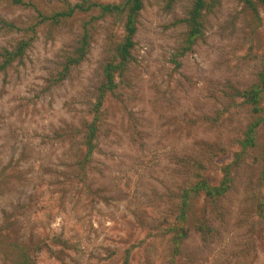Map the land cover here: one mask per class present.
<instances>
[{
    "label": "rangeland",
    "instance_id": "374dc122",
    "mask_svg": "<svg viewBox=\"0 0 264 264\" xmlns=\"http://www.w3.org/2000/svg\"><path fill=\"white\" fill-rule=\"evenodd\" d=\"M20 1L0 0V63L4 50L31 39L0 71V264L14 259L15 243L34 254L33 264H264V206L254 214L264 174L253 152L230 169L229 191L206 214L207 235L191 227L173 258L168 234L177 196L203 166L194 160L203 158L217 182L238 150L250 107L237 92L260 69L264 6L217 0L202 37L180 55L192 0H144L131 60L104 97L84 162L83 125L122 25L107 17L88 25L86 57L56 82L97 11L55 22L54 13L85 0ZM194 205L198 217L202 203Z\"/></svg>",
    "mask_w": 264,
    "mask_h": 264
},
{
    "label": "trees",
    "instance_id": "16d2710c",
    "mask_svg": "<svg viewBox=\"0 0 264 264\" xmlns=\"http://www.w3.org/2000/svg\"><path fill=\"white\" fill-rule=\"evenodd\" d=\"M14 1L16 3H21L20 0ZM143 1L144 0H121L119 3L103 4L85 0L80 4H67L65 10L56 12L51 16L53 21L60 22L64 19L67 20L73 17L77 13L83 15L87 14V16H89L91 12L97 11L96 16H91L90 20L85 21L81 31V37L76 47L66 55L62 67H60V70L56 73L57 76L54 78L56 82H61L66 79L72 67L79 65L86 57L90 47L89 37L91 34V27L87 26H91L94 20L106 17L113 18L114 21L121 23L123 29L122 37L111 42V48L107 52L105 62L102 66V83L96 95V101L91 113L92 119L83 125L82 147L84 153L82 159L84 162L90 158L95 150V141L98 131L97 121L99 120L98 113L104 97L117 87V78L126 72L128 63L131 60V50L134 46L133 37L136 31V17L137 13L142 8ZM216 1L217 0H192L187 17L183 20L185 32L183 44H181L182 47L179 48L180 55L189 51L196 40L202 37L204 19L210 9L214 7ZM246 1L249 4H253L249 0ZM166 2L169 5L173 0H166ZM256 4L264 6V0H256ZM5 26L12 28V25L9 23H6ZM30 40H21L14 50L3 51L0 71L5 70L13 62L19 60L23 56ZM237 95L241 97L244 106L250 107V116L246 127L235 141L238 150L232 154L233 160L231 163L221 167L220 171L222 177L217 182L216 180L214 182L212 177L209 176L208 170L204 169L205 160L203 158L194 160L195 165L199 162L202 163L201 165L203 166L199 165V168L195 167L194 174L190 178L192 179V184L187 185V187L181 191V194L177 196V200L174 202L177 205L175 210L176 215L169 220L168 234L171 235L170 242L173 244V258L179 254V245L182 240L187 237L191 227H194V229L203 236L211 231L206 224V214L208 211L217 209L219 202L225 198L231 182L230 169L238 167L243 162V158H245L247 152L256 154L253 156L252 162L257 164L258 167L263 168L261 174H264V142L263 144L259 142V136L264 135V52L260 58V69L256 73L255 83L248 89L238 91ZM191 162L192 158L187 160V163ZM198 200L202 203L200 209L201 213L198 217H195L194 204H196ZM263 206L264 201L259 200L254 212L257 219L262 216ZM13 247L16 248L14 252L15 257L11 260L10 264L34 263V254L25 249L24 246L15 243ZM1 253H4L3 250H1Z\"/></svg>",
    "mask_w": 264,
    "mask_h": 264
}]
</instances>
